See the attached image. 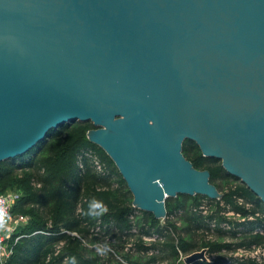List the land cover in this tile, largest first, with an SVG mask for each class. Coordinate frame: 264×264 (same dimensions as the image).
<instances>
[{
  "label": "water",
  "instance_id": "water-1",
  "mask_svg": "<svg viewBox=\"0 0 264 264\" xmlns=\"http://www.w3.org/2000/svg\"><path fill=\"white\" fill-rule=\"evenodd\" d=\"M77 123L157 219L220 199L186 141L264 206V0H0V164Z\"/></svg>",
  "mask_w": 264,
  "mask_h": 264
},
{
  "label": "trees",
  "instance_id": "trees-1",
  "mask_svg": "<svg viewBox=\"0 0 264 264\" xmlns=\"http://www.w3.org/2000/svg\"><path fill=\"white\" fill-rule=\"evenodd\" d=\"M95 129L66 125L0 164V195L19 193L11 213L28 218L8 241L4 264H179L203 250L211 261L196 264H264V206L221 163L186 141L184 157L210 172L220 199H168L160 220L134 206L115 163L89 141ZM240 250L261 255L236 257Z\"/></svg>",
  "mask_w": 264,
  "mask_h": 264
},
{
  "label": "built area",
  "instance_id": "built-area-1",
  "mask_svg": "<svg viewBox=\"0 0 264 264\" xmlns=\"http://www.w3.org/2000/svg\"><path fill=\"white\" fill-rule=\"evenodd\" d=\"M98 169L101 170L100 167H98ZM18 198L19 195L17 194L0 195V256H3L6 252H4L3 245L6 243L7 239H9L4 237V233L9 231L12 226H16V228H18L19 226L26 225L28 223V218L23 216H13L11 213L12 207ZM260 255V251L247 252L243 250H240L235 254L236 257L240 258H256ZM186 258L187 256L181 255L179 264H185L184 261ZM207 261H211V258H208V256Z\"/></svg>",
  "mask_w": 264,
  "mask_h": 264
},
{
  "label": "rangeland",
  "instance_id": "rangeland-1",
  "mask_svg": "<svg viewBox=\"0 0 264 264\" xmlns=\"http://www.w3.org/2000/svg\"><path fill=\"white\" fill-rule=\"evenodd\" d=\"M7 195H12V194H17L19 195V193H17L15 190H10L6 193ZM16 226H12L9 231L5 232L4 233V237L6 238H9L7 239L6 243L3 245V249H4V255L3 256H0V264H4V262L9 258L10 256V252H9V249H8V241L10 240L12 234L14 233V231L16 230Z\"/></svg>",
  "mask_w": 264,
  "mask_h": 264
}]
</instances>
